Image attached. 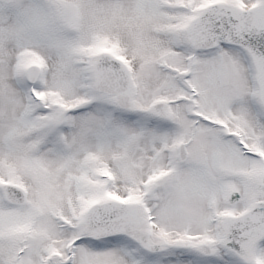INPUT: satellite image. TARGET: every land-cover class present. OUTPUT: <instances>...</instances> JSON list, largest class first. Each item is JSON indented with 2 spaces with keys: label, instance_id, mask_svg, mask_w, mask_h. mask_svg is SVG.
Returning <instances> with one entry per match:
<instances>
[{
  "label": "snow or ice",
  "instance_id": "snow-or-ice-1",
  "mask_svg": "<svg viewBox=\"0 0 264 264\" xmlns=\"http://www.w3.org/2000/svg\"><path fill=\"white\" fill-rule=\"evenodd\" d=\"M0 264H264V0H0Z\"/></svg>",
  "mask_w": 264,
  "mask_h": 264
}]
</instances>
